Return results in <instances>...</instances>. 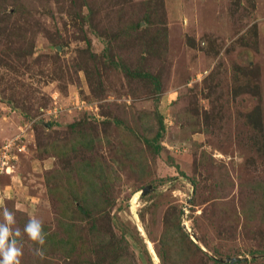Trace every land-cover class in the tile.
I'll return each mask as SVG.
<instances>
[{"label": "rangeland", "instance_id": "rangeland-1", "mask_svg": "<svg viewBox=\"0 0 264 264\" xmlns=\"http://www.w3.org/2000/svg\"><path fill=\"white\" fill-rule=\"evenodd\" d=\"M4 207L22 264H264V0H0Z\"/></svg>", "mask_w": 264, "mask_h": 264}, {"label": "clouds", "instance_id": "clouds-1", "mask_svg": "<svg viewBox=\"0 0 264 264\" xmlns=\"http://www.w3.org/2000/svg\"><path fill=\"white\" fill-rule=\"evenodd\" d=\"M0 264H22L24 255L20 244L23 234L35 244L41 246L36 248V254L40 255L42 247L46 244L47 234L44 232L42 222L32 217L24 226L23 233L16 227L14 212L4 207L0 211Z\"/></svg>", "mask_w": 264, "mask_h": 264}, {"label": "bare ground", "instance_id": "bare-ground-1", "mask_svg": "<svg viewBox=\"0 0 264 264\" xmlns=\"http://www.w3.org/2000/svg\"><path fill=\"white\" fill-rule=\"evenodd\" d=\"M141 229V228H140ZM151 252H152V254H153V256H154V261H156L157 263L156 264H160V261H159V259H158V257H157V255H156V253L154 252V250H153V247L151 246Z\"/></svg>", "mask_w": 264, "mask_h": 264}, {"label": "water", "instance_id": "water-1", "mask_svg": "<svg viewBox=\"0 0 264 264\" xmlns=\"http://www.w3.org/2000/svg\"><path fill=\"white\" fill-rule=\"evenodd\" d=\"M147 189H151V188H147ZM147 189H146V190H144V193L147 191Z\"/></svg>", "mask_w": 264, "mask_h": 264}]
</instances>
